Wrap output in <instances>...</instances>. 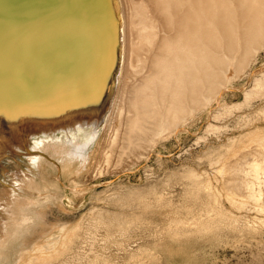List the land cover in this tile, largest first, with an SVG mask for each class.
I'll return each instance as SVG.
<instances>
[{"label": "bare ground", "instance_id": "6f19581e", "mask_svg": "<svg viewBox=\"0 0 264 264\" xmlns=\"http://www.w3.org/2000/svg\"><path fill=\"white\" fill-rule=\"evenodd\" d=\"M70 1L73 76L53 80L48 64L12 49L1 64L0 264L31 225L30 208L60 201L52 189L75 188L61 175L89 170L101 140L97 176L153 155L175 158L160 148L187 135L204 150L194 166L172 173L201 211L191 222L173 221L172 211L167 236L264 230V0ZM29 84L31 96L21 89ZM167 194L156 202L171 205ZM250 204L256 214L242 215ZM26 254L18 264L49 259Z\"/></svg>", "mask_w": 264, "mask_h": 264}, {"label": "rangeland", "instance_id": "374dc122", "mask_svg": "<svg viewBox=\"0 0 264 264\" xmlns=\"http://www.w3.org/2000/svg\"><path fill=\"white\" fill-rule=\"evenodd\" d=\"M193 138L187 135L179 143L171 139L160 148L165 155L173 152L175 158L158 159L153 155L138 165L122 163L116 165L119 172L97 176L95 168L104 163L106 149L101 140L89 151V170L61 175V183L68 185L73 179L75 188L61 185L52 189L61 193L60 201H46L30 208L31 225L21 230L12 246L14 250L4 252L2 263L18 264L27 251L28 258L44 254L49 258L47 264H264V230L222 227L214 233L178 238L166 235L172 211H178L175 222H191L192 216L201 211L200 201L191 195L183 198L181 184L172 176L182 166H194L204 151L192 147ZM186 148L189 151L183 152ZM179 149L181 156L176 157ZM160 191L168 193L174 202L157 203ZM223 205L230 208L226 202ZM250 206L241 214H256ZM233 213L237 210L233 209Z\"/></svg>", "mask_w": 264, "mask_h": 264}, {"label": "water", "instance_id": "95a60500", "mask_svg": "<svg viewBox=\"0 0 264 264\" xmlns=\"http://www.w3.org/2000/svg\"><path fill=\"white\" fill-rule=\"evenodd\" d=\"M72 7L70 0H0V68L12 49L41 66L48 64V77L53 80L63 82L73 76L68 72H76L78 51L71 31ZM21 89L29 96L35 93L32 84Z\"/></svg>", "mask_w": 264, "mask_h": 264}]
</instances>
